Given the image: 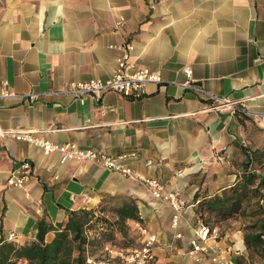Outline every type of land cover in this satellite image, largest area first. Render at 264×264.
Wrapping results in <instances>:
<instances>
[{
  "label": "crops",
  "instance_id": "obj_1",
  "mask_svg": "<svg viewBox=\"0 0 264 264\" xmlns=\"http://www.w3.org/2000/svg\"><path fill=\"white\" fill-rule=\"evenodd\" d=\"M127 43L131 62L162 73L163 83L149 85L141 99L111 92L99 101L69 94L34 103L1 100L0 125L111 156L137 154V175L160 179L187 202L179 228H172L169 206L138 181L96 163L61 164L58 154L6 138L0 140V243L12 233L18 244L34 241L42 219L56 225L70 212L107 204L112 210L129 200L156 236L158 264H214L213 256L225 264H264L245 244L258 217L218 223L211 257L189 255L202 221L196 196L221 194L240 181L250 161H264V130L241 114L211 110L210 102L180 86L190 68L195 83L212 93L264 109V0H0V88L7 81L21 94L48 93L72 81L109 79ZM223 147L225 165L215 159ZM22 161L34 168L23 190L8 184ZM256 172L264 176V169ZM137 223L128 222L133 229Z\"/></svg>",
  "mask_w": 264,
  "mask_h": 264
},
{
  "label": "built area",
  "instance_id": "obj_2",
  "mask_svg": "<svg viewBox=\"0 0 264 264\" xmlns=\"http://www.w3.org/2000/svg\"><path fill=\"white\" fill-rule=\"evenodd\" d=\"M124 19L120 21L122 25ZM132 46L127 43L120 47L122 56L117 63V69L113 76L109 79L103 80L94 78L88 81H72L65 85L63 91L48 92V93H28L21 94L11 89L9 83L4 81L0 88V101L7 99H20L30 103H34L41 97L46 95H60L69 94L82 102L86 97H93L96 100H101L102 97L111 92L118 93L126 98L141 99L146 94V89L149 85L159 86L163 83L162 73L159 70H150L147 68L137 67L131 62L130 51ZM187 76V81L180 84L187 90L202 96L211 103V110L220 112H229L233 115L241 114L251 119L257 126L264 130V109L256 110L250 107V99L230 100L212 93L206 88L198 85L193 80V71L190 68L184 70ZM44 133V132H41ZM35 131H16L4 129L0 125V140L11 138L19 142L28 143L39 147L43 150L45 155L58 154L60 156L61 164L69 161L91 162L99 164L101 167L117 172L122 176L138 181L153 197L166 203L173 212L172 228L177 230L180 222L184 216L187 208V202L181 197L178 192L170 191L167 185L160 179L155 177H142L136 174L132 164L138 160V155L135 153H123L118 156H111L103 151L94 149H83L74 143L59 144L46 140L38 135ZM227 147L215 151V159L220 164H228L229 157L226 155ZM151 166V162L147 163ZM34 168L29 161H22L16 167L8 178L9 186L16 189H25L29 183ZM258 205L264 207V198L259 197ZM137 230L142 238V243L139 248L131 249L124 253V251H117L107 249L111 254L123 259L126 264H158L154 253L156 245V236L148 233V229L140 223L136 224ZM221 231L216 225H211L203 221H198L194 227V236L190 240L189 255L196 261H200L205 257H211L213 248L210 246V241H216L220 238ZM261 239L264 244V230L260 232ZM15 234L9 235V241L16 239ZM176 239L183 238L181 233H176ZM214 264H225L219 256H213ZM88 264H104L96 261L94 258L88 259Z\"/></svg>",
  "mask_w": 264,
  "mask_h": 264
},
{
  "label": "trees",
  "instance_id": "obj_3",
  "mask_svg": "<svg viewBox=\"0 0 264 264\" xmlns=\"http://www.w3.org/2000/svg\"><path fill=\"white\" fill-rule=\"evenodd\" d=\"M259 169H264V161H258L256 165L250 161L240 181L233 187L202 200L198 195L196 201H199L200 219L211 225L233 218L258 217L248 227L250 232L245 235V244L249 251L264 259V244L260 236L264 230V208L256 204V200L262 197L261 190H264V176L256 172ZM108 200L120 201L118 198ZM105 210L104 206L73 211L65 223L56 225L42 219L37 225L36 239L22 245L3 239L0 264H88V259L94 258L97 251L106 248L107 244H113L118 234L125 240L130 238L129 221H142L137 206L129 200L111 210L112 220L103 215ZM50 233L54 237L47 241Z\"/></svg>",
  "mask_w": 264,
  "mask_h": 264
},
{
  "label": "rangeland",
  "instance_id": "obj_4",
  "mask_svg": "<svg viewBox=\"0 0 264 264\" xmlns=\"http://www.w3.org/2000/svg\"><path fill=\"white\" fill-rule=\"evenodd\" d=\"M106 210L103 212V215H105L109 219H113V215L111 213L112 206L106 205ZM130 227V238L125 240L121 235L116 236V240L113 244H107L104 249L98 250L96 255L94 256V259L99 262H103L104 264H126L123 259L117 257L115 254H111L109 252L110 249L112 250H119L124 251V253H127V251L131 249H136L141 246V236L137 230V228ZM109 249V250H107Z\"/></svg>",
  "mask_w": 264,
  "mask_h": 264
}]
</instances>
